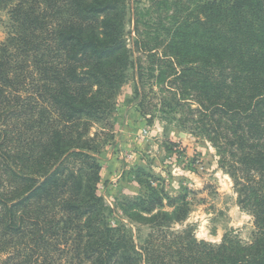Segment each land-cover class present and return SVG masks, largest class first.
<instances>
[{"label": "trees", "instance_id": "16d2710c", "mask_svg": "<svg viewBox=\"0 0 264 264\" xmlns=\"http://www.w3.org/2000/svg\"><path fill=\"white\" fill-rule=\"evenodd\" d=\"M125 1L0 0L12 23L0 46V264H264V0H175L162 42V106L216 148L254 239L163 232L186 220L185 198L165 211L139 180L151 193L125 211L162 232L142 256L108 222L88 136L132 64Z\"/></svg>", "mask_w": 264, "mask_h": 264}, {"label": "rangeland", "instance_id": "374dc122", "mask_svg": "<svg viewBox=\"0 0 264 264\" xmlns=\"http://www.w3.org/2000/svg\"><path fill=\"white\" fill-rule=\"evenodd\" d=\"M193 1L182 0L190 7ZM173 2L125 1V39L132 64L108 117L93 122L88 131L98 147L92 155L102 168L98 194L107 206L108 222L141 256L150 242L162 244V232L125 211L129 202L150 192L139 180L164 194L165 211H173L170 199L185 198L188 216L165 227L169 235L191 229L198 241L219 245L225 239L251 244L256 234L254 217L239 205L234 181L220 165L216 148L192 124L182 128L181 115L162 106V42L168 40L166 15L174 10L168 12L166 6ZM11 31L8 10L0 12V46Z\"/></svg>", "mask_w": 264, "mask_h": 264}]
</instances>
